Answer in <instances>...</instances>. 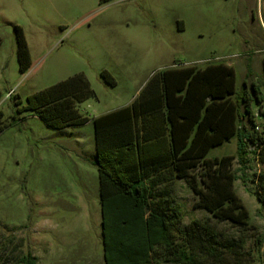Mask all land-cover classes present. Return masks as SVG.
Instances as JSON below:
<instances>
[{"label": "rangeland", "instance_id": "rangeland-1", "mask_svg": "<svg viewBox=\"0 0 264 264\" xmlns=\"http://www.w3.org/2000/svg\"><path fill=\"white\" fill-rule=\"evenodd\" d=\"M264 0H0V111L7 122L17 101L84 74L96 96L81 103L88 124L51 130L32 112L0 136V264H106L95 156V117L125 107L145 87L178 64L202 68L226 63L236 72V90L261 88L264 98ZM16 27L30 49L31 66L20 72ZM263 50V51H261ZM108 71L116 85L100 77ZM12 92L13 95L8 97ZM21 107V106H19ZM257 125L263 109L253 104ZM237 139L210 157L237 155ZM252 161L246 183L234 189L248 209L244 226L219 220L200 207L186 180L160 186L151 202L178 209L183 229L199 219L233 245L224 263L264 264V206L258 201ZM237 160L232 170L239 178ZM152 264L165 263L163 259ZM190 264V263H185Z\"/></svg>", "mask_w": 264, "mask_h": 264}, {"label": "trees", "instance_id": "trees-1", "mask_svg": "<svg viewBox=\"0 0 264 264\" xmlns=\"http://www.w3.org/2000/svg\"><path fill=\"white\" fill-rule=\"evenodd\" d=\"M19 69L31 66L30 49L16 27ZM101 79L116 85L108 71ZM96 96L84 74L75 75L17 101V114L7 122L0 111V136L20 122L24 112L34 113L51 130L64 131L89 123L79 105ZM1 99V94H0ZM263 109L261 88L248 85L237 92L234 67L208 64L200 69L168 70L149 83L132 104L93 120L102 212L103 257L106 264L224 263L233 245L199 219L187 230L176 208L159 211L151 199L162 185L184 179L199 197V206L222 221L239 226L249 212L234 189L254 157L262 167L256 175L258 201L264 206V131H258L253 104ZM21 106V107H19ZM264 114V112H263ZM237 139V155L210 157L212 149ZM237 160L242 178L232 170ZM23 264H37L32 255Z\"/></svg>", "mask_w": 264, "mask_h": 264}, {"label": "crops", "instance_id": "crops-1", "mask_svg": "<svg viewBox=\"0 0 264 264\" xmlns=\"http://www.w3.org/2000/svg\"><path fill=\"white\" fill-rule=\"evenodd\" d=\"M259 18L261 19V23H262V25L264 26V4L263 3H261V5H260V10H259ZM261 51H263V50H261ZM220 63V62H219ZM212 64H216V63H212ZM226 64V63H225ZM226 65H228V64H226ZM191 66H194V65H183V64H178V65H176L175 66V69L176 70H183V69H186V68H188V67H191ZM228 66H231V65H228ZM206 67V66H205ZM205 67H202V68H200V69H203V68H205ZM233 67V66H232ZM128 106V105H127ZM126 107V106H125ZM122 108V107H121ZM118 109H120V108H118ZM116 110V109H115ZM113 111V110H112ZM111 112V111H110ZM107 113H109V112H107ZM107 113H104V114H107ZM104 114H102V115H104ZM102 115H99V116H102ZM99 116H97V117H99ZM97 117H95V118H97ZM234 139V138H233ZM233 139H231V141H229L230 143L232 142V140ZM229 142H225L222 146H224V145H226V144H228ZM222 146H220V147H217V148H221ZM217 148H215V149H217ZM212 150H214V149H212ZM95 155H96V151H95ZM95 157V156H94Z\"/></svg>", "mask_w": 264, "mask_h": 264}, {"label": "built area", "instance_id": "built-area-1", "mask_svg": "<svg viewBox=\"0 0 264 264\" xmlns=\"http://www.w3.org/2000/svg\"><path fill=\"white\" fill-rule=\"evenodd\" d=\"M11 95H13L12 92H10V93L8 94V97L11 96ZM257 130H258V131H261V132L264 131V126H259V127H257Z\"/></svg>", "mask_w": 264, "mask_h": 264}]
</instances>
